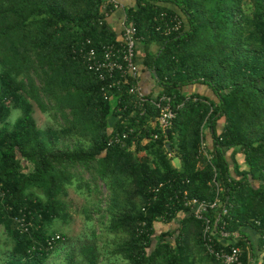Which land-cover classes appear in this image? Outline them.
Instances as JSON below:
<instances>
[{"label":"trees","instance_id":"16d2710c","mask_svg":"<svg viewBox=\"0 0 264 264\" xmlns=\"http://www.w3.org/2000/svg\"><path fill=\"white\" fill-rule=\"evenodd\" d=\"M101 3L0 0V224L12 243L0 264H46L70 240L59 233L48 243L54 223L70 218L71 187L107 197L109 253L125 264H195L193 254L221 264L206 250L203 220L183 204L184 193L213 201L217 184L227 212L218 220L221 208L204 213L214 249L237 246L245 264H264V0H135L125 8L140 70L175 110L169 131L145 143L157 132L148 124L155 107L145 102L140 116L124 88L105 99L96 73L73 53L86 39L116 43ZM161 12L177 16L179 29L157 30ZM195 84L211 96L188 91ZM33 103L57 125L38 126ZM12 109L20 114L10 122ZM123 130V144L110 142ZM201 136L209 160L198 155ZM181 212L174 243L162 233L153 244L154 223ZM245 226L258 232L255 248L242 238L220 241L221 231ZM103 255L93 233L70 242L64 259L101 264Z\"/></svg>","mask_w":264,"mask_h":264},{"label":"built area","instance_id":"2783aa9c","mask_svg":"<svg viewBox=\"0 0 264 264\" xmlns=\"http://www.w3.org/2000/svg\"><path fill=\"white\" fill-rule=\"evenodd\" d=\"M122 8V4L119 0H102L100 11L105 15L107 19L110 14ZM159 25L157 30L163 29V34L168 35L173 31L179 29L181 20L177 16H169L166 12H161L158 16ZM137 32L136 27L127 21L126 13L123 11L122 16V28L116 43H102L95 47L90 45V40L86 39V45L82 44L78 49H74L73 53L79 56L87 65V68L96 73L98 79L102 82L101 90L105 99L115 98L116 95H110L109 92L112 89H116L117 92L126 90L130 97L129 103L134 108L142 109L145 102L151 103L157 110V114L151 117L148 121L150 127H153L157 132L152 133L149 137H145L142 143H145L148 138L153 140L159 138L160 133L163 134L169 130L172 119L175 116V110L173 108V97L167 94H159V91L146 92L141 84L140 79V66L141 63L137 58ZM118 103L121 99L117 100ZM182 106L178 104L177 107ZM146 108L139 112V115L146 114ZM205 131V128H204ZM128 132H132L129 128ZM127 131H121L113 135V139L110 142H121L129 136ZM136 142L133 141L130 148H134ZM198 155L204 156L207 160L211 158V154L207 150V142L204 136H201ZM216 197L213 201L199 200L195 197H186L184 193L183 204L188 208V212L195 218L203 220L202 238L206 250L214 256L221 264H245L241 259V249L237 246H231L228 250L219 249L215 250L213 247V238L216 233L211 228L210 219L204 217V213L209 209H219L218 220L221 214L227 212L225 204L222 205L220 197V188L216 186ZM22 222V219L20 220ZM21 225H23L21 223ZM221 234L227 233L224 231ZM60 234L54 233L49 244L53 243L55 239H59ZM226 245V244H224ZM254 264V263H251Z\"/></svg>","mask_w":264,"mask_h":264},{"label":"rangeland","instance_id":"374dc122","mask_svg":"<svg viewBox=\"0 0 264 264\" xmlns=\"http://www.w3.org/2000/svg\"><path fill=\"white\" fill-rule=\"evenodd\" d=\"M143 80L147 81V78ZM33 108V116L38 126L57 125L56 119L50 114L41 112L35 103H33ZM19 114L20 111L18 109H12L8 120L10 122L15 121ZM172 162L175 165H179L178 158H174ZM102 190L106 192L103 186ZM106 199L107 197L101 198L96 193L88 197V195L84 196L77 193L72 187L68 189L67 201L69 204L68 212L70 218L65 222L56 220L57 222L55 221L56 223H54L53 229L57 233L68 236L70 240L64 244L61 243L58 249L50 256L46 264H65L64 255L70 242L72 243V241H76L80 238L89 237L93 233L96 234L99 246L104 252L101 264H125L124 260L120 259L119 256L116 257L109 253L113 247L111 243L112 235H110L105 228L107 218L101 215L106 207ZM11 247V240L0 224V262L8 256Z\"/></svg>","mask_w":264,"mask_h":264},{"label":"crops","instance_id":"0c3cea01","mask_svg":"<svg viewBox=\"0 0 264 264\" xmlns=\"http://www.w3.org/2000/svg\"><path fill=\"white\" fill-rule=\"evenodd\" d=\"M119 1L122 4V8H119V9L113 11L110 14V16L107 18L108 24L111 26L112 29H114V31L117 34V37H119L120 32H121V28H122L123 11L125 10L126 7L135 5V0H119ZM144 78H147V81H144L143 80ZM140 79H141L140 82H141V84H142V86L146 92L158 90L155 82L152 81V78L149 75V73L141 72ZM188 91L198 92L200 94L211 96L210 90L206 86L201 85V84H195V85L189 87ZM206 142H207V144H209V139L206 138ZM184 215H185V213H183V212L178 213L176 218H174L172 221L167 222V223L162 222V221H156L153 225V227H154L153 244H155V241H156L157 237L159 236V234H162V233H168L166 236V240L170 241L173 244L175 237L178 234V230H174V229L177 227L179 220ZM219 235H220V237L219 236L218 237H219L220 241L223 242L224 244L232 243L233 241L237 240L238 238H242V239L246 240L247 243L249 245H252L254 248L257 246L258 237H259L258 232L254 228L249 227V226L242 227L241 233L233 232L231 234L225 233V235L220 233ZM202 255L203 254H201V256L199 254L191 255L195 259V264H212L211 261H209L208 259H205L204 255L203 256ZM256 259H259V258L256 257Z\"/></svg>","mask_w":264,"mask_h":264},{"label":"water","instance_id":"95a60500","mask_svg":"<svg viewBox=\"0 0 264 264\" xmlns=\"http://www.w3.org/2000/svg\"><path fill=\"white\" fill-rule=\"evenodd\" d=\"M152 76H153L155 79H158V78H157V75L155 74L154 71L152 72ZM168 131H169V130H167V132H168ZM167 146H169V144H167Z\"/></svg>","mask_w":264,"mask_h":264}]
</instances>
